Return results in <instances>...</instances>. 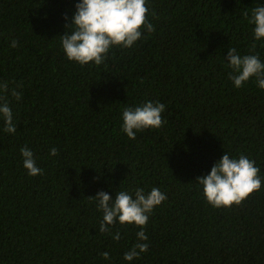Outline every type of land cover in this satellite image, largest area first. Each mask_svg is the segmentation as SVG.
<instances>
[{"label": "trees", "instance_id": "16d2710c", "mask_svg": "<svg viewBox=\"0 0 264 264\" xmlns=\"http://www.w3.org/2000/svg\"><path fill=\"white\" fill-rule=\"evenodd\" d=\"M78 2L0 0V83L22 85L20 101L8 96L16 133L0 119V264H264V90L255 78L235 88L225 59L234 47L264 62L242 15L264 0H147L155 31L100 66L62 49ZM146 101L166 105V123L129 139L123 109ZM25 146L42 175L24 169ZM223 152L254 160L262 186L213 208L196 179ZM153 187L167 199L144 229L149 249L125 261L140 229L117 222L119 241L99 233L87 197Z\"/></svg>", "mask_w": 264, "mask_h": 264}, {"label": "clouds", "instance_id": "9594fccd", "mask_svg": "<svg viewBox=\"0 0 264 264\" xmlns=\"http://www.w3.org/2000/svg\"><path fill=\"white\" fill-rule=\"evenodd\" d=\"M75 9L71 23L66 25V30L70 31H65L60 40L66 58L81 66L89 63L100 66L108 59L111 48H131L141 39L142 30L148 33L155 31L147 18V0H79ZM242 15L248 24L254 26V41L264 39V6L252 8L251 15L248 11H244ZM17 46L18 41L13 39L10 47ZM225 59L230 69L228 78L235 88H241L250 79L255 78L257 86L264 90V62L258 55H241L233 47L228 48ZM20 87L22 85L17 84L10 89L9 82L0 83V119L4 122L3 130L8 134L17 131L8 96L20 101L22 93L17 91ZM165 108V104L152 101L135 107L126 106L122 112L121 130L129 139L134 140L137 132L159 129L166 123L162 118ZM20 153L23 167L29 176L43 174V169L37 166L32 150L25 146L20 149ZM49 155H59L57 148H51ZM259 172L255 161L246 155L240 154L238 158H230L228 153L223 152L210 172L206 176L198 177L196 183L202 186L204 198L213 208H231L233 205L239 206L252 193L260 191L262 180ZM87 199L97 202V209L102 211L99 233L111 235L112 239L119 241L120 232L113 234L111 231L117 222L123 226L132 225L140 229L136 233L137 242L124 253L125 261L138 259L141 253L148 251V236L144 229L153 210L167 199L165 193L157 187H153L148 193H145L143 188H136L134 194L128 191L116 192L114 199L103 191ZM101 256L105 260L110 259L108 252L101 253Z\"/></svg>", "mask_w": 264, "mask_h": 264}]
</instances>
